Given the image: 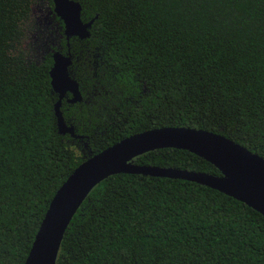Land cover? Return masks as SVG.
Instances as JSON below:
<instances>
[{"label": "trees", "instance_id": "16d2710c", "mask_svg": "<svg viewBox=\"0 0 264 264\" xmlns=\"http://www.w3.org/2000/svg\"><path fill=\"white\" fill-rule=\"evenodd\" d=\"M74 1L93 19L70 40L82 101L60 108L78 139L57 131L52 60L27 62L36 0H0V264L25 263L84 157L130 136L203 130L264 159V0ZM134 162L220 176L178 149ZM56 264H264V216L197 183L117 174L82 202Z\"/></svg>", "mask_w": 264, "mask_h": 264}, {"label": "water", "instance_id": "95a60500", "mask_svg": "<svg viewBox=\"0 0 264 264\" xmlns=\"http://www.w3.org/2000/svg\"><path fill=\"white\" fill-rule=\"evenodd\" d=\"M55 15L63 22L68 40L89 38L93 19L83 22L81 6L74 0H52ZM49 71L50 85L57 95L54 105L57 131L60 135L80 138L68 126L60 111L69 93L68 103L81 101L76 80L69 77L70 58L54 53ZM158 149L188 151L211 165L220 176L201 172L141 166L138 156ZM133 174L180 179L214 189L264 216V159L225 137L190 128H161L145 131L114 144L102 152L84 157L83 162L61 185L51 200L24 264H56L65 231L82 202L98 184L110 176Z\"/></svg>", "mask_w": 264, "mask_h": 264}, {"label": "rangeland", "instance_id": "374dc122", "mask_svg": "<svg viewBox=\"0 0 264 264\" xmlns=\"http://www.w3.org/2000/svg\"><path fill=\"white\" fill-rule=\"evenodd\" d=\"M46 0H36L32 9V27L28 32L25 44V52L27 62L37 63L41 59L47 49L51 47L53 38H49L47 29L50 27V21L46 18L47 10Z\"/></svg>", "mask_w": 264, "mask_h": 264}, {"label": "flooded vegetation", "instance_id": "af4514ba", "mask_svg": "<svg viewBox=\"0 0 264 264\" xmlns=\"http://www.w3.org/2000/svg\"><path fill=\"white\" fill-rule=\"evenodd\" d=\"M47 4V10H46V18L50 21V27H48L47 29V33L49 38H53V45L51 47H49V49H47V52L45 53V55L39 59L38 61H36L38 63L42 62V60L48 56L51 60H52V65H53V54L54 53H59L61 54L63 57H67L70 58L71 64L68 66V75L70 78L74 79V77L71 74V67L73 66L75 57L73 56V50L70 47V40L72 38H76L79 41H84V40H80L77 37H70L68 40L66 39V36L64 34V25L63 22L55 15L54 11H53V3H49L48 1H46ZM77 61V60H75ZM52 67V66H51ZM75 80V79H74ZM81 95V94H80ZM72 98V96L68 93L66 95V97L64 98V100L67 102V100H70ZM82 98V97H81ZM82 101V99H81ZM68 103V102H67ZM70 104V103H68Z\"/></svg>", "mask_w": 264, "mask_h": 264}]
</instances>
